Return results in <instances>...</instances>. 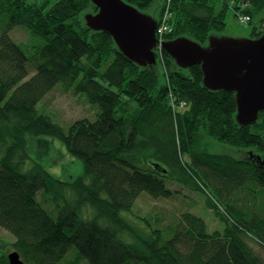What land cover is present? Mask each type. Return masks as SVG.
Returning a JSON list of instances; mask_svg holds the SVG:
<instances>
[{"label":"trees","instance_id":"16d2710c","mask_svg":"<svg viewBox=\"0 0 264 264\" xmlns=\"http://www.w3.org/2000/svg\"><path fill=\"white\" fill-rule=\"evenodd\" d=\"M126 1L171 17L164 40L186 36L207 45L226 30L230 7L248 22L259 17L251 37L264 32V0H223L221 8L218 0ZM36 4L0 0V227L15 237L12 251L28 264H63L70 255L68 264H260L245 237L264 248V168L210 152L200 132L263 152L264 114L240 126L235 94L206 89L201 65L181 69L167 58L165 78L159 65L129 61L110 35L84 26L90 0H58L47 12ZM20 25L35 40L31 49L10 36ZM59 85L95 107V119L55 120L44 102ZM47 136L82 161L83 176L60 178L33 157L30 137ZM172 183L203 193L223 228L210 230L193 211L169 221L135 214L145 192L178 193ZM6 245L0 264H9Z\"/></svg>","mask_w":264,"mask_h":264},{"label":"water","instance_id":"95a60500","mask_svg":"<svg viewBox=\"0 0 264 264\" xmlns=\"http://www.w3.org/2000/svg\"><path fill=\"white\" fill-rule=\"evenodd\" d=\"M90 2L97 11L83 12L84 26L110 35L118 51L129 61L154 70L158 66L156 49L161 43L181 69L200 64L203 85L208 90L235 94L236 120L240 126L258 121L264 112V32L256 38L212 34L207 45L186 36L160 42L157 13L140 10L126 0ZM217 154H230L264 168V153L252 148H224ZM8 260L9 264H28L17 250L9 252Z\"/></svg>","mask_w":264,"mask_h":264},{"label":"rangeland","instance_id":"374dc122","mask_svg":"<svg viewBox=\"0 0 264 264\" xmlns=\"http://www.w3.org/2000/svg\"><path fill=\"white\" fill-rule=\"evenodd\" d=\"M28 1L31 2L32 5L33 3H37L36 6L38 5L44 9V12H47L49 9L51 10L53 5L58 0ZM222 5L223 0H218L217 7L221 8ZM150 11V8L146 10V12L153 13ZM226 21V30L221 34L231 37H251L254 27L259 25V17H256L253 22H245L240 20L239 16H237L236 9L233 7L228 9ZM167 24L172 26L170 21H168ZM24 27L21 25L16 26L12 31H10V36L20 43L23 48L25 46L26 48L31 49V43L35 42V40ZM164 39L166 38L164 37ZM44 107H46V109L54 115L53 117L55 120L62 122L64 125H69L75 120L81 118L93 120L95 119L97 113V109L89 104L83 96L75 95L72 92L66 91L61 85L50 92L44 102ZM125 108L126 109L124 110L126 112L127 104L125 105ZM200 134V143L202 147H206L210 152L218 153L224 148L229 149L233 147L229 144L212 139L206 134L204 129L200 132ZM45 138L48 140H45L43 137L38 139H33V137H30L29 150L31 151V154H33V157H42V160L48 166L52 164V167L50 168L51 171L56 172L55 174L58 177L68 181H74L84 175V164L82 161L79 158L72 157L70 154H68L66 148L59 139L53 138L51 136H47ZM60 150L64 155H59L62 154ZM182 157L185 161H189L188 155H183ZM30 165L31 164L27 162L25 168L30 167ZM171 187L176 189L178 193L170 198H153L148 193H143L137 201V209L135 210V214L162 215L166 221H169L174 217V215H179L184 211H193L194 213L197 212L195 214L206 218L210 230L213 231L223 228L224 223H222L220 218H217L214 212H211L205 207V195L203 193L199 192V194H196L195 192H191L192 190H190L191 188L188 186L183 187L173 183L171 184ZM186 193H188L189 196ZM39 194L37 195V198ZM212 195L213 193L211 196ZM40 200L47 206L48 209L52 211L54 210V206L49 200H44L43 196H40ZM129 215L131 219L136 220L135 215ZM133 220H131L132 223H134ZM14 238L15 237L10 232L0 227V245L2 243H7L6 248L9 249L7 257L9 252L12 251L10 244ZM245 240L258 255L260 264H264V248L256 243V241H254L252 238L245 237ZM71 257L72 255L68 257V260L72 259ZM68 260L63 264H68Z\"/></svg>","mask_w":264,"mask_h":264},{"label":"bare ground","instance_id":"6f19581e","mask_svg":"<svg viewBox=\"0 0 264 264\" xmlns=\"http://www.w3.org/2000/svg\"><path fill=\"white\" fill-rule=\"evenodd\" d=\"M93 8H95L93 5H92V7H90V9H92V10H94ZM151 9V11L150 12H155L156 11V7H151L150 8ZM171 17L170 16H166L165 14L161 17V18H159V25L162 23V22H168V21H170L169 19H170ZM169 33H166L165 34V36L166 35H168ZM157 38H158V40H159V36H158V32H157ZM156 52H157V55H158V67H159V69L162 71V72H164V76H165V78L167 77V74H166V71H168V67H167V58H170V60H172L173 62H174V64L176 65V66H178L179 68H181L178 64H177V62L171 57V55L170 54H168L166 51H164V49H163V46L160 44V46L158 45V48L156 49ZM160 61V62H159ZM196 65H200V64H196ZM194 66V65H193ZM202 72H203V70H202ZM203 78H204V72H203ZM203 82V81H202ZM204 86V85H203ZM205 87V86H204ZM206 88V87H205ZM207 89V88H206ZM182 105L183 106H187V102H182ZM261 114H264V112H262ZM261 114H260V116H261ZM260 116H259V118H260ZM259 120V119H258ZM258 122V121H257ZM263 134H264V125H263ZM206 148V147H205ZM249 148H252V147H249ZM248 148V149H249ZM207 149V148H206ZM252 149H254V148H252ZM260 153H264V151L263 152H260Z\"/></svg>","mask_w":264,"mask_h":264},{"label":"built area","instance_id":"2783aa9c","mask_svg":"<svg viewBox=\"0 0 264 264\" xmlns=\"http://www.w3.org/2000/svg\"><path fill=\"white\" fill-rule=\"evenodd\" d=\"M239 18H240V20L245 21V22L246 21L248 22L251 19V17L249 15H245L243 13L239 14ZM172 31H173L172 26L168 25L167 22H165V21L162 22L157 29L160 42L164 40V37H166L165 36L166 33H171ZM160 44L161 43H159V46H160Z\"/></svg>","mask_w":264,"mask_h":264}]
</instances>
